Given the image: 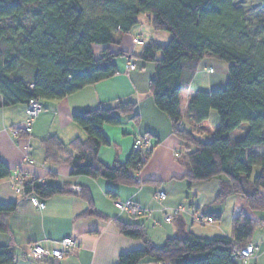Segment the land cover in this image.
<instances>
[{"label": "trees", "instance_id": "1", "mask_svg": "<svg viewBox=\"0 0 264 264\" xmlns=\"http://www.w3.org/2000/svg\"><path fill=\"white\" fill-rule=\"evenodd\" d=\"M142 14L150 15L151 28L169 33L170 40L146 42L140 53L130 56L153 65L149 92L172 132L191 147L184 159L189 177L200 181L224 176L227 181L221 182L217 201L237 194L251 210H264V154L251 152L264 148V15H249L242 0H0V108H26L32 99L60 100L113 77L118 72L115 59L126 53L109 46L119 45ZM93 45L104 46L98 57ZM205 57L225 63L228 80L224 88L196 92L188 102L185 123L180 114V92L187 80L184 65L190 62L195 69ZM23 70L30 76L25 78ZM135 110L136 103L118 100L114 107L74 111L72 120L86 139L71 141V151L55 137L42 140L46 161L69 163L71 175L139 184L135 177L145 163L138 152L132 150L123 163L115 160L111 165L98 158L99 149L109 145L103 125H119L120 116L136 122ZM211 110L219 121L212 140L196 141L192 126L205 121ZM254 167L258 172L252 176ZM9 175L0 159V182ZM21 187L25 196L34 194L40 201L71 192L26 175ZM80 196L92 207L86 192ZM16 205L0 203V214L13 212ZM89 215L95 213L83 214ZM206 216L213 222L220 218ZM257 225L262 221L238 215L231 236L202 238L187 232L167 238L158 248L147 241L140 224L119 223L124 236L142 239L143 246L121 253L116 264H138L145 258L169 264H239L233 253L249 243ZM6 231L0 224V233ZM15 261L13 247L0 245V264Z\"/></svg>", "mask_w": 264, "mask_h": 264}, {"label": "crops", "instance_id": "2", "mask_svg": "<svg viewBox=\"0 0 264 264\" xmlns=\"http://www.w3.org/2000/svg\"><path fill=\"white\" fill-rule=\"evenodd\" d=\"M149 18L150 15L145 18V22L142 20L129 33L122 35L119 45L109 46L113 52L120 50L126 53V56L115 59L118 70L116 75L86 86L60 100H40V110L29 134L13 135V130L21 127L25 122L24 104L0 108V159L10 170V175L0 182V203L16 202L17 204L13 212L0 214V224L7 227L6 232L0 233V245L13 247L16 255L13 264H47L48 262L116 264L121 253L143 246L142 239L124 236L120 232L119 223L140 224L147 241L158 248L167 238L180 237L187 232L202 238L224 235L225 230L219 220L210 224L194 222L193 211H201L205 215L213 213H208L205 206H195L193 199L196 195L194 194V198L187 195V191L193 193L188 189L189 187H181L178 193L171 195L177 183L181 181L180 177L190 172L187 167H184L183 172L177 168H169L168 183L162 185L158 182L162 178L156 172L162 167L166 168L163 166L164 161L176 164V161L170 159L169 146L166 145V141L172 138L171 125L166 115L156 107L149 92L153 65L130 56L140 53L146 42L161 43L157 31H150L143 40L142 30L136 29L144 23L151 28ZM134 39H139L141 43H136ZM103 48L104 46L100 45L92 46L96 57ZM130 62L135 64V69L128 71L125 66ZM189 64L190 62H187L184 65L186 87L180 92V114L185 123L188 121L187 107L190 98L198 91L224 88L228 80V66L219 60L202 58L194 65L195 69ZM118 100L136 103L135 112L138 114V120L135 122L128 119V116H120L119 125L104 124L102 132L109 145L99 149L98 158L106 165H111L115 160L123 163L132 151L135 136L138 134L149 136L155 146L138 173L139 184L125 185L104 178L93 179L84 175H71L69 163L46 161L42 140L55 137L67 147L74 139L81 141L86 139L85 131L72 120L74 111L84 107H114ZM218 125V117L217 115L214 117L211 110L205 121L192 126L195 130L194 138L202 143L210 142L212 133ZM164 134L166 138L160 143L159 137H163ZM67 150L71 151L68 147ZM251 152L264 154V148H255ZM173 156L175 159L178 158V153L174 152ZM14 173L37 178L42 183L67 187L71 192L42 200L44 208L38 209L31 204L30 195L25 196L23 190L21 192L15 190L11 180ZM181 182L184 184L185 180L182 178ZM74 187L79 188V191L73 190ZM81 191L90 196L92 207L80 196ZM159 192H163L164 197L157 200L155 194ZM167 195L170 198L168 201ZM115 199H131L143 206L145 214L136 217L135 220H126L123 217L126 213L114 206ZM187 203L189 210L185 207ZM180 206H183L185 211L180 212L170 222H166L163 218L164 210ZM88 210L95 215L83 216ZM257 211L261 212V215L256 219H261L262 225L249 240V243H253L258 248L249 264H264V210ZM185 214L190 222L184 219ZM195 224L213 225L214 229L208 233H201L194 230ZM65 237L76 238L79 246L73 251H68L60 259L46 257L37 260L26 256L27 246L30 243L43 241L45 245L51 246V242ZM138 264L162 263L145 258Z\"/></svg>", "mask_w": 264, "mask_h": 264}, {"label": "rangeland", "instance_id": "3", "mask_svg": "<svg viewBox=\"0 0 264 264\" xmlns=\"http://www.w3.org/2000/svg\"><path fill=\"white\" fill-rule=\"evenodd\" d=\"M242 1L245 3L246 8L248 9L249 15H252L253 17L255 15H264V0H242ZM147 16H148V14H142V15L138 16L139 22H141L142 20H144V22H145V18H147ZM136 29L142 30V32H143L142 33V39L145 36H148V33L150 31H153V29L148 28L145 23ZM157 33H159V35H160L159 40H160L161 44H167V42L170 40V34L167 32H164V31H157ZM139 47H141V46H139ZM139 49H141V48H139ZM118 61H120V60H118ZM22 73L25 76V78L30 76V73L28 71H24ZM212 111H213L214 117H216V115H217L216 112L214 110H212ZM170 133L172 135L171 136L172 138H169L166 141V145L169 146L170 159L172 161H176V164H171L170 161H164L163 166L166 168L162 167V169L158 170L159 172H156V174L160 178H162V180L160 179V181H158L162 185H166L168 183V181L170 180L169 168L170 169H176L177 168L181 172H183L184 167H187L185 165L186 162H184L185 154L188 151L187 146L191 150V147L189 145H187V143H184L178 136H176L172 132L171 127H170ZM165 138H166L165 134L163 135V137H159L160 143L164 142ZM174 152L178 153V158H176L177 160L173 156ZM257 172H258V167H254L252 176L257 174ZM148 174L152 175V173H148ZM189 175H190V172L184 173V175H182L180 177V180L182 181V178H183V180H185V182L183 184V182L179 181L177 183V185L175 186L174 190L172 191L171 195L173 196L176 193H178V191H180L181 187H185V186L189 187L188 189H190L193 193L187 191L188 192L187 195L191 198H194L193 197L194 194L196 195V198L193 199L195 201V206H201V207L205 206L206 207L205 210L208 213L220 215L219 223H221L223 230H225L224 231L225 236H231L232 220L234 217H236L238 215H245V216L251 217V219H253L255 221L261 220V219H256V218H260L259 215H261L260 214L261 212H259L257 210H251L250 208H248V206H246V204H245L244 199L237 194H230L222 202H219L216 200L217 199L216 197L218 196V194L221 190V182L227 181V179L224 176L214 177V178L209 179V180L197 181V180H192L189 177ZM162 190L164 191V188ZM169 199L170 198L167 195L166 200L168 201ZM154 200L157 201L156 199H154ZM185 207L187 208V210H189L188 203L185 205ZM123 217L126 220H135L136 219L135 217H131L129 215L127 216V214H123ZM183 217L187 222H190V219L186 214ZM212 229H214L213 225L201 226V225L195 224V226H194V230L199 231L201 233L211 232ZM259 229H260V226L257 225L256 228L254 229L253 233ZM151 234H152V232H151Z\"/></svg>", "mask_w": 264, "mask_h": 264}, {"label": "built area", "instance_id": "4", "mask_svg": "<svg viewBox=\"0 0 264 264\" xmlns=\"http://www.w3.org/2000/svg\"><path fill=\"white\" fill-rule=\"evenodd\" d=\"M134 41L136 43H141V41L138 39H134ZM125 68L128 71L134 70L135 64L128 63L125 66ZM39 110H40V106L38 101L33 99L30 100L25 108V114H26L25 122L21 127H18L15 130H13V135L14 136L18 135L20 131L29 134L31 132L34 119L37 117ZM154 146L155 145L151 141L149 136L138 134L134 138L132 150L140 154V161L142 163H146L154 149ZM24 176L25 175L18 173H14L11 176V180L13 181L14 188L17 192L22 191L21 183L24 179ZM135 181L137 183H140L138 173L135 177ZM73 190L79 191V188L74 187ZM163 197H164L163 192H159L155 194V198L157 200H160ZM30 202L34 207L38 209L44 208V202L40 201L35 195H30ZM114 206L118 210L125 212L131 217L136 218L143 216L145 214V209L143 208V206L131 199H125V200L115 199ZM183 211H185V208L183 206L171 210H164V220L166 222H170L175 216H177L180 212ZM192 218L194 222H198L200 224H210L213 222L211 217L206 216L201 211H193ZM46 242L48 241L46 240ZM78 246H79L78 241L74 237H65L59 241H53L51 242V246L45 245L43 241L33 242L27 246L26 256L37 260L44 259L46 257H53L60 259L68 251H73L77 249ZM257 249H258L257 246L254 245L253 243H247L243 248L236 250L233 253L232 259L238 262L239 264H249L250 259L254 257ZM162 264H169V263H162Z\"/></svg>", "mask_w": 264, "mask_h": 264}]
</instances>
